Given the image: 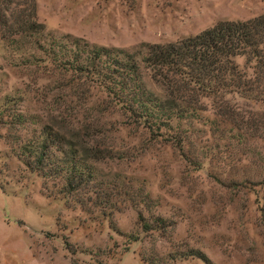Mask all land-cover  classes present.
Listing matches in <instances>:
<instances>
[{"label": "rangeland", "instance_id": "obj_1", "mask_svg": "<svg viewBox=\"0 0 264 264\" xmlns=\"http://www.w3.org/2000/svg\"><path fill=\"white\" fill-rule=\"evenodd\" d=\"M36 8L41 37L19 49L0 41V264H264V140L238 145L218 101L203 97L194 99L198 117L152 134L94 80L39 51L56 43L71 61L94 48L139 61L148 46L264 15V0H36ZM141 74L146 91L170 103L158 76ZM223 99L242 115L264 113L252 98ZM44 127L92 169L76 190L19 157Z\"/></svg>", "mask_w": 264, "mask_h": 264}, {"label": "trees", "instance_id": "obj_2", "mask_svg": "<svg viewBox=\"0 0 264 264\" xmlns=\"http://www.w3.org/2000/svg\"><path fill=\"white\" fill-rule=\"evenodd\" d=\"M42 33L36 0H0V41L19 49L23 39L38 38ZM39 47L50 62L94 80L131 119L152 134L164 129L172 131V120L180 123L198 117L194 99L203 97L218 101L220 119L231 125L229 131L238 145L244 146L250 139L264 140V113L251 111L242 115L223 104V98L232 95L252 98L264 105V15L243 22H220L195 36L148 46L139 61L134 55L106 48L77 49L74 58L68 56L73 58L71 61L56 43L50 45V52ZM238 59L243 60V66L237 63ZM142 68L158 76L167 88L170 103H163L146 91ZM175 135L170 137L178 144L185 143L180 134ZM64 147L63 137L44 127L35 140L20 147L19 157L32 171L62 177L68 187L76 190L77 185L88 180L92 169ZM244 148L245 153L254 155L251 146ZM145 197L148 199V195ZM140 219L144 229L151 231V226L141 216ZM131 239L138 241L134 236ZM195 255L205 259L202 254Z\"/></svg>", "mask_w": 264, "mask_h": 264}]
</instances>
